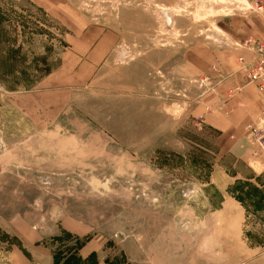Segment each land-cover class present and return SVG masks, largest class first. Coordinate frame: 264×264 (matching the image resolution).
<instances>
[{"label": "rangeland", "instance_id": "rangeland-1", "mask_svg": "<svg viewBox=\"0 0 264 264\" xmlns=\"http://www.w3.org/2000/svg\"><path fill=\"white\" fill-rule=\"evenodd\" d=\"M247 40L264 0H0V264H264Z\"/></svg>", "mask_w": 264, "mask_h": 264}, {"label": "built area", "instance_id": "built-area-1", "mask_svg": "<svg viewBox=\"0 0 264 264\" xmlns=\"http://www.w3.org/2000/svg\"><path fill=\"white\" fill-rule=\"evenodd\" d=\"M244 47H247L253 57L250 62H246L245 58L240 59L242 69L245 70V81L247 84H255L257 92L264 94V42L247 40ZM247 132L249 142L258 154L264 156V109L258 115L257 121L247 127Z\"/></svg>", "mask_w": 264, "mask_h": 264}, {"label": "crops", "instance_id": "crops-1", "mask_svg": "<svg viewBox=\"0 0 264 264\" xmlns=\"http://www.w3.org/2000/svg\"><path fill=\"white\" fill-rule=\"evenodd\" d=\"M251 59H253L252 55H251ZM234 76L236 82L239 85L242 84V82H245V80L243 81L244 72L236 73V75ZM242 85H243V89L241 91H236V88H233L232 89L233 91L231 93L228 92L229 93L228 95L231 96L230 98L232 100H230L227 103L224 100V102L222 103L224 105L223 108L224 109L232 108L231 111H233V113L242 116L244 119L250 118L251 120H256L260 112L264 109V94H259V93L256 94L253 89L254 86L252 85H244V83ZM214 98L215 99H213V101H215V103L217 101H219L220 103L221 101L220 98L218 97H214ZM211 118L215 119V124L213 122H209L210 125L222 129V127L217 124L220 123L217 119V116H213Z\"/></svg>", "mask_w": 264, "mask_h": 264}, {"label": "trees", "instance_id": "trees-1", "mask_svg": "<svg viewBox=\"0 0 264 264\" xmlns=\"http://www.w3.org/2000/svg\"><path fill=\"white\" fill-rule=\"evenodd\" d=\"M55 264H58V260H57V262H55ZM65 264V263H64Z\"/></svg>", "mask_w": 264, "mask_h": 264}, {"label": "bare ground", "instance_id": "bare-ground-1", "mask_svg": "<svg viewBox=\"0 0 264 264\" xmlns=\"http://www.w3.org/2000/svg\"><path fill=\"white\" fill-rule=\"evenodd\" d=\"M231 91V90H230Z\"/></svg>", "mask_w": 264, "mask_h": 264}]
</instances>
